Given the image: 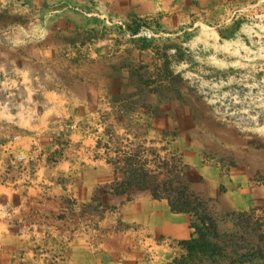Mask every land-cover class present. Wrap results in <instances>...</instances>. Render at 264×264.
<instances>
[{"label": "rangeland", "instance_id": "rangeland-1", "mask_svg": "<svg viewBox=\"0 0 264 264\" xmlns=\"http://www.w3.org/2000/svg\"><path fill=\"white\" fill-rule=\"evenodd\" d=\"M133 88L142 93L127 98ZM130 102L131 113L122 112L120 104ZM28 131L35 150L22 169L25 159L8 158L1 146H21ZM129 142L180 156L192 191L220 196L225 209L239 211L229 206L243 202L239 212L264 226V0H0L6 173L15 178L61 164L62 175L39 196H73L63 201L67 237L106 244L115 256L137 249L155 264H171L184 254L191 219L173 216L165 201L152 211L162 223L189 229L187 239L153 234L134 220L147 192L114 202L103 216L82 210L113 181L106 155ZM44 208L52 205H31L34 220L44 222ZM213 214L221 233L237 232L222 211ZM63 252L50 242L38 264H58Z\"/></svg>", "mask_w": 264, "mask_h": 264}, {"label": "trees", "instance_id": "trees-1", "mask_svg": "<svg viewBox=\"0 0 264 264\" xmlns=\"http://www.w3.org/2000/svg\"><path fill=\"white\" fill-rule=\"evenodd\" d=\"M73 15L74 19L78 16ZM133 89L135 92L127 94V98L142 93L138 88ZM149 93L156 91L149 90ZM175 93L179 92L175 90ZM134 106L135 102H130L120 104L119 108L130 114ZM115 140L119 141L117 136ZM98 145L99 142L97 148ZM131 145L129 142V146H115L114 156L106 155L113 181L104 189H97L90 202L82 206L83 211L103 216L116 209L113 202L121 204L138 192H147L153 200L165 201L172 214L188 215L191 219L192 233L189 239L180 242L184 254L171 264H264L263 225L253 227L249 214L225 209L220 196L207 199L192 191L187 174L189 167L180 156L175 153L162 156L153 147L137 144L132 148ZM103 147L108 152L109 145ZM215 209L230 219L237 232H220L218 219L213 214Z\"/></svg>", "mask_w": 264, "mask_h": 264}, {"label": "crops", "instance_id": "crops-1", "mask_svg": "<svg viewBox=\"0 0 264 264\" xmlns=\"http://www.w3.org/2000/svg\"><path fill=\"white\" fill-rule=\"evenodd\" d=\"M26 136L21 146H18L17 139H15L14 144H17L15 147L1 146L4 152L7 153V156L12 154V157L15 155L24 157L25 160L19 164L22 169L29 166L28 158L35 150L31 146L33 141L31 139V132H26ZM10 170L8 160H5V162L1 160L0 263L7 264V262H12L14 258L16 259L15 264L44 263V256L48 255V244L50 242H57L60 246L64 247V252L57 259L59 261L58 264H155L150 260H146L143 257V253L137 249L130 250L120 256H115L107 249L106 244H103V249H101L93 247L87 239L77 238L76 235L74 238L67 237L66 232H69V230L65 231L64 223H66V215H69V209L65 207L63 201L65 197L73 198V196H39V193L41 194L44 188L52 185L51 180L54 176L62 175L61 173H63L62 170L64 169L61 164L50 170L45 168L39 171L32 167V169H26V172L21 173L20 177L15 178H12L10 173H6L10 172ZM53 188L47 189V192L57 190ZM222 199L225 203H228L225 196ZM42 201L43 203L48 202V204H51L52 208L41 210L43 212L42 215L46 217H44V222H39L34 220V213L36 215L38 213L36 210L31 211V205L33 203L40 204ZM253 201L255 200L253 199ZM86 202L84 201V204ZM159 202L153 200L151 197L150 199L145 198L139 203V209L133 216L134 220L137 223H143L145 228L153 234H158L159 236L170 235L181 240L187 239L190 233L189 229L185 231L181 223L176 222L174 224L173 221L171 223L160 222L158 214L152 211L155 203ZM240 203L229 207L239 211L246 210L247 206H241ZM177 215L179 214L173 216ZM31 217L32 219H29ZM49 218H55V224L54 222L50 224ZM5 257L6 260H3Z\"/></svg>", "mask_w": 264, "mask_h": 264}, {"label": "built area", "instance_id": "built-area-1", "mask_svg": "<svg viewBox=\"0 0 264 264\" xmlns=\"http://www.w3.org/2000/svg\"><path fill=\"white\" fill-rule=\"evenodd\" d=\"M37 135H38L37 133L34 134V136H37ZM14 141H15V140H14ZM17 158L20 159V160H21V159H24L23 156H17Z\"/></svg>", "mask_w": 264, "mask_h": 264}]
</instances>
